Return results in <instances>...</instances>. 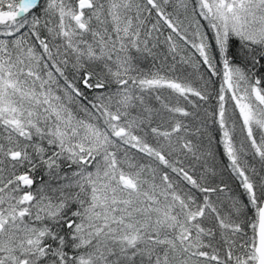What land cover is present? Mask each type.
Instances as JSON below:
<instances>
[{
  "label": "snow or ice",
  "instance_id": "snow-or-ice-1",
  "mask_svg": "<svg viewBox=\"0 0 264 264\" xmlns=\"http://www.w3.org/2000/svg\"><path fill=\"white\" fill-rule=\"evenodd\" d=\"M0 264H264V0H0Z\"/></svg>",
  "mask_w": 264,
  "mask_h": 264
}]
</instances>
